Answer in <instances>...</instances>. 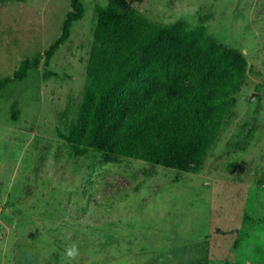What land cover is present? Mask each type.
Wrapping results in <instances>:
<instances>
[{
	"label": "rangeland",
	"instance_id": "1",
	"mask_svg": "<svg viewBox=\"0 0 264 264\" xmlns=\"http://www.w3.org/2000/svg\"><path fill=\"white\" fill-rule=\"evenodd\" d=\"M82 2L84 18L49 66L42 60L0 92V264H264V225L233 249L244 215L264 216V0ZM108 6L209 36L245 61L246 84L220 134L185 153L179 169L75 157L63 138L84 98L96 8ZM70 11L71 0H0V81L47 51ZM197 45L175 50L188 60ZM45 70L59 76L45 79ZM141 75L115 90L105 141ZM72 245L78 255L69 259Z\"/></svg>",
	"mask_w": 264,
	"mask_h": 264
},
{
	"label": "trees",
	"instance_id": "2",
	"mask_svg": "<svg viewBox=\"0 0 264 264\" xmlns=\"http://www.w3.org/2000/svg\"><path fill=\"white\" fill-rule=\"evenodd\" d=\"M82 1L71 0L61 36L43 54L23 61L13 78L0 81V92L38 69L42 60L49 66L69 40L73 24L84 18ZM96 14L84 98L73 130L63 137L71 154L86 157L92 152L107 162L123 158L179 169L185 153L220 134L228 104L246 84L245 61L231 60L233 50L196 31L158 25L135 12L121 14L112 6L97 7ZM191 41L198 45L186 60L175 48ZM138 71H142L140 85L128 91L129 99L113 118L105 141L103 127L114 92ZM58 76L44 71L45 79ZM168 77L185 78L191 88L178 91ZM199 170L198 162L192 171ZM262 225L264 216L244 215L233 249H239L251 230Z\"/></svg>",
	"mask_w": 264,
	"mask_h": 264
},
{
	"label": "clouds",
	"instance_id": "3",
	"mask_svg": "<svg viewBox=\"0 0 264 264\" xmlns=\"http://www.w3.org/2000/svg\"><path fill=\"white\" fill-rule=\"evenodd\" d=\"M65 255L69 259H74L78 255V249L76 245H72L70 248L65 249Z\"/></svg>",
	"mask_w": 264,
	"mask_h": 264
}]
</instances>
